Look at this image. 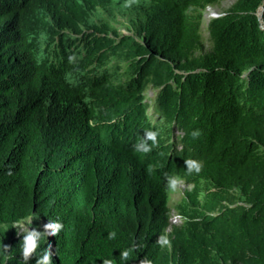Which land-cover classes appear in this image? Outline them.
Here are the masks:
<instances>
[{
	"label": "trees",
	"instance_id": "16d2710c",
	"mask_svg": "<svg viewBox=\"0 0 264 264\" xmlns=\"http://www.w3.org/2000/svg\"><path fill=\"white\" fill-rule=\"evenodd\" d=\"M218 1L130 0L126 35L94 21L114 0H0V226L59 217L54 264L133 244L128 264H264V0L211 21L207 50L199 9ZM145 130L159 142L137 152ZM166 175L189 186L171 234ZM19 240L0 227V264H22Z\"/></svg>",
	"mask_w": 264,
	"mask_h": 264
},
{
	"label": "clouds",
	"instance_id": "9594fccd",
	"mask_svg": "<svg viewBox=\"0 0 264 264\" xmlns=\"http://www.w3.org/2000/svg\"><path fill=\"white\" fill-rule=\"evenodd\" d=\"M211 5H213V4H209V5L205 6L204 8L199 9V12H201V14H202L203 11L205 9H207L208 7H210ZM222 16L223 15H221V16H217V15L211 16L210 15L209 16V22L205 28V33H207V27H208L209 23L213 20H216V19L222 17ZM100 20H103V19H100ZM129 30H132L130 26H129ZM201 30H202V24H201ZM132 32H133V30H132ZM73 35L76 36L75 34H73ZM208 38H209V35L207 33V40H208ZM158 135H159V133L156 130H145L144 135L141 136L139 138L138 142L134 145L135 151L143 152V153H147V152L151 151V149L154 146H156L159 142L158 141ZM177 135H178V133H177ZM199 135H200L199 129H194L191 132V136L193 138H196ZM184 162L186 165V170L189 173H193V172L199 173L201 171L202 165L196 159L188 158V159H185ZM179 182H183L185 184V182L180 181L179 177H177L176 175H166V184H167V187L170 189V192H172V190L176 189ZM185 185L187 186V189H189V186L187 184H185ZM186 191H188V190H186ZM185 192L183 193V196L185 195ZM170 199H171V195H170ZM172 210H173L172 212L176 213L181 219V223L179 222L178 225L176 226V227H180L183 220L176 210L175 211H174V209H172ZM172 212H171V219H170V227L167 230V234H168V232L172 226V219H173ZM33 218H34V216H32V215L25 216V217H23V222L18 219L16 221L11 222V224H9V225H3L0 227L7 228L9 226H17V234L20 236V240L18 243L19 244V252H21L22 256H23V259L21 261L22 264H29V257L33 256V255H35L37 257L35 260V264H54V261L52 259L53 251L51 248V244L47 243L45 246L41 247V240H42V238L47 237L48 235L56 236L64 228V224L61 222L59 217H57L55 219H48L47 222L43 225V231H41V230H38L36 227L29 226L30 221ZM176 227H173V229ZM173 229H172V231H173ZM107 236H108L109 240H114L117 237V232L115 230L110 231L107 234ZM156 242L161 247H165V246L170 245L169 237L166 234L159 235ZM137 247H138L137 245L133 244L131 246H127V247H123V248L119 249L120 250L119 255H118L119 256V264H128L130 259L135 256V251H136ZM7 249H8L7 245L0 243V256L7 255L9 252ZM37 249H38V251H37ZM102 264H114V260H113V258H110V257L104 258V259H102ZM139 264H153V261L147 257H144L142 260L139 261Z\"/></svg>",
	"mask_w": 264,
	"mask_h": 264
},
{
	"label": "rangeland",
	"instance_id": "374dc122",
	"mask_svg": "<svg viewBox=\"0 0 264 264\" xmlns=\"http://www.w3.org/2000/svg\"><path fill=\"white\" fill-rule=\"evenodd\" d=\"M235 3V0H219L217 3H214L207 9L203 11L202 15V38L206 43L207 50L210 49V45L207 46V33H205V28L209 22V16L217 15L221 16L224 15ZM130 0H114L113 4L111 6H108L103 9H98L97 14L94 18L95 21H99L100 19H106L109 20L120 32L125 33L126 35L133 34L132 30H129V15L130 12L128 11ZM111 72L114 71V69L111 67ZM146 101L151 104L153 101V98L155 96V92H153L150 88L148 92H146ZM188 190L187 186L183 182H179L176 189L172 190L171 192V199H170V207L171 209L176 210V206L180 202L181 198L183 197V193ZM173 211V210H172ZM172 226L168 232V234H171V231L173 227H176L178 223H181L180 217L172 212ZM42 224V223H41ZM29 226H32L30 223Z\"/></svg>",
	"mask_w": 264,
	"mask_h": 264
},
{
	"label": "water",
	"instance_id": "95a60500",
	"mask_svg": "<svg viewBox=\"0 0 264 264\" xmlns=\"http://www.w3.org/2000/svg\"><path fill=\"white\" fill-rule=\"evenodd\" d=\"M263 14H264V5L260 8V10H259V20H260V22H261V27L264 29V27L262 26V21H263Z\"/></svg>",
	"mask_w": 264,
	"mask_h": 264
}]
</instances>
